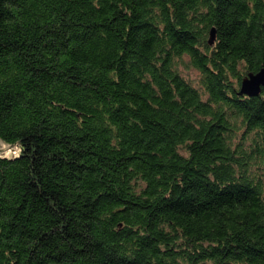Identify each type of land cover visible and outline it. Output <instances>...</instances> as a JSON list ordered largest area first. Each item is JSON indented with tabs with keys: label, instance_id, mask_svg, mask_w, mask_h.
<instances>
[{
	"label": "trees",
	"instance_id": "1",
	"mask_svg": "<svg viewBox=\"0 0 264 264\" xmlns=\"http://www.w3.org/2000/svg\"><path fill=\"white\" fill-rule=\"evenodd\" d=\"M262 68L264 0H0V264H264Z\"/></svg>",
	"mask_w": 264,
	"mask_h": 264
},
{
	"label": "water",
	"instance_id": "2",
	"mask_svg": "<svg viewBox=\"0 0 264 264\" xmlns=\"http://www.w3.org/2000/svg\"><path fill=\"white\" fill-rule=\"evenodd\" d=\"M213 40L214 29L212 28L210 31L209 43L212 44ZM261 92H264V68L260 69L256 73H248L246 76H244L240 82L238 91L239 94L247 96H257ZM10 146L11 145H8L4 148H0V151Z\"/></svg>",
	"mask_w": 264,
	"mask_h": 264
},
{
	"label": "rangeland",
	"instance_id": "3",
	"mask_svg": "<svg viewBox=\"0 0 264 264\" xmlns=\"http://www.w3.org/2000/svg\"><path fill=\"white\" fill-rule=\"evenodd\" d=\"M180 70L184 77H186L188 80H190L192 83L196 84L198 79V72L194 70L193 68H185L183 66H180ZM0 148H4L8 145H11L10 147H7L0 151V155L7 156V157H13L17 156L20 152V149L17 145L8 144L0 139Z\"/></svg>",
	"mask_w": 264,
	"mask_h": 264
},
{
	"label": "clouds",
	"instance_id": "4",
	"mask_svg": "<svg viewBox=\"0 0 264 264\" xmlns=\"http://www.w3.org/2000/svg\"><path fill=\"white\" fill-rule=\"evenodd\" d=\"M22 150V149H21Z\"/></svg>",
	"mask_w": 264,
	"mask_h": 264
}]
</instances>
